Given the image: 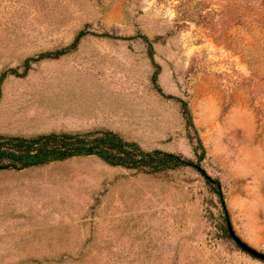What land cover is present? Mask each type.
Listing matches in <instances>:
<instances>
[{"label": "rangeland", "instance_id": "1", "mask_svg": "<svg viewBox=\"0 0 264 264\" xmlns=\"http://www.w3.org/2000/svg\"><path fill=\"white\" fill-rule=\"evenodd\" d=\"M82 29L154 40L161 90L189 101L201 168L235 233L264 252V0H0V74ZM153 70L142 40L88 34L5 78L0 133L110 129L196 159ZM223 213L190 166L144 173L85 156L2 170L0 264H264L225 234Z\"/></svg>", "mask_w": 264, "mask_h": 264}, {"label": "trees", "instance_id": "2", "mask_svg": "<svg viewBox=\"0 0 264 264\" xmlns=\"http://www.w3.org/2000/svg\"><path fill=\"white\" fill-rule=\"evenodd\" d=\"M183 4H185V2L181 1L178 12H180V14L183 12L187 14L186 12H189L190 7L188 6L187 8L189 9L186 8V10L183 11ZM190 10L192 12V9ZM207 15L208 14H203L199 10H193V15L190 16H192V18H197L196 20L198 22H203V19H205ZM183 20L186 21L188 19L183 17ZM185 21L183 22L184 25H186ZM88 34L109 38L140 39L145 43L148 57L154 69L151 76L152 84L160 94L167 98L174 99L179 103L187 130V136L193 143L196 159H189L175 152L160 148L145 149L137 141L126 139L118 132L110 129H94L83 132L50 131L33 136L0 133V171L9 169L22 170L29 167L85 156H95L109 165L135 169L144 173H158L167 169L190 166L202 172L206 184L222 203L224 207V213L222 215L223 231L228 237H231L228 228L230 218L225 209L221 183L218 179L207 174L200 166V163L205 158L206 150L194 123L189 101L184 97L163 93L158 83L161 65L155 59L154 40L147 34L141 32V30H137L132 36L122 37L114 35L109 31L96 33L88 29H82L76 34L69 45L54 51H45L36 56L27 57L23 62L21 71H19L18 67L4 70L0 74V94L2 83L8 75H26L32 63L43 59L58 58L76 49L80 40Z\"/></svg>", "mask_w": 264, "mask_h": 264}, {"label": "water", "instance_id": "3", "mask_svg": "<svg viewBox=\"0 0 264 264\" xmlns=\"http://www.w3.org/2000/svg\"><path fill=\"white\" fill-rule=\"evenodd\" d=\"M228 228H229V232L230 235L232 237V239L246 252H248L249 254H251L252 256L264 260V252L260 251L254 247H252L251 245H249L248 243H246L245 241H243L234 231L231 222H228Z\"/></svg>", "mask_w": 264, "mask_h": 264}]
</instances>
